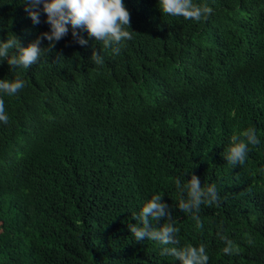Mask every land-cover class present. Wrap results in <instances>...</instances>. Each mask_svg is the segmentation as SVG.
<instances>
[{
    "label": "trees",
    "instance_id": "16d2710c",
    "mask_svg": "<svg viewBox=\"0 0 264 264\" xmlns=\"http://www.w3.org/2000/svg\"><path fill=\"white\" fill-rule=\"evenodd\" d=\"M194 2L213 9L207 20L124 0L133 39L118 55L82 29L80 45L69 25L50 52L42 40L28 69L0 63V79L26 84L3 96L0 264H181L128 227L155 193L180 229L178 247L203 244L208 264H264V0ZM26 7L0 0V40L15 34L27 46L50 31L46 13L37 25ZM249 127L260 144L233 167L230 138ZM193 173L220 196L201 205L203 228L178 206L175 181ZM224 238L239 254H224Z\"/></svg>",
    "mask_w": 264,
    "mask_h": 264
},
{
    "label": "clouds",
    "instance_id": "9594fccd",
    "mask_svg": "<svg viewBox=\"0 0 264 264\" xmlns=\"http://www.w3.org/2000/svg\"><path fill=\"white\" fill-rule=\"evenodd\" d=\"M25 11L29 14L34 24L41 23V11L46 13V22L50 31L43 32L27 46L20 43L15 35H8L6 40H0V63L5 59L10 66L28 69L40 60L43 39L49 41L47 50L50 52L55 43L64 38L72 29L73 38L82 46L88 44V40L79 34L78 29L86 30L89 37L101 42L102 49H111L112 53L119 54L122 41L133 39L131 29V13L124 0H25ZM41 5L43 6L41 9ZM159 6L164 16L183 17L186 20H207L213 9L205 4H197L194 0H159ZM91 60L95 65H103L104 57L95 49ZM26 86L24 79L16 74L13 79H0V122L7 124L9 116L6 113L4 95L15 96ZM260 140L256 130L252 127L234 134L230 138L226 159L231 166L244 165L249 153V145L257 146ZM176 189L181 194L178 202L179 208L191 215L199 228H203L198 213L201 205L211 207L220 203L215 184L202 186L200 178L193 173L186 183L179 178L175 181ZM186 194V199L184 198ZM137 224H129L128 227L136 241L145 238L157 242L164 247L160 255L178 258L181 264H208L209 255L203 244L198 247L186 244L182 247L178 234L180 229L175 226L174 217L169 205L163 200V193L151 195L138 214L133 213ZM165 219L162 226L157 227L154 221ZM225 239L226 246L223 252L226 255L239 254V249L231 240Z\"/></svg>",
    "mask_w": 264,
    "mask_h": 264
}]
</instances>
